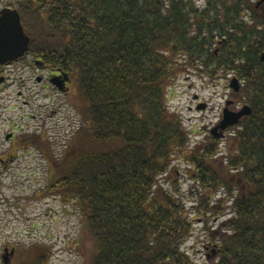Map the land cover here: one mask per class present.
Wrapping results in <instances>:
<instances>
[{
  "label": "trees",
  "instance_id": "16d2710c",
  "mask_svg": "<svg viewBox=\"0 0 264 264\" xmlns=\"http://www.w3.org/2000/svg\"><path fill=\"white\" fill-rule=\"evenodd\" d=\"M260 2L18 0L29 54L67 74L84 105L73 149L49 161L59 176L46 193L80 212L96 248L90 264H194L183 250L194 220L176 193L158 186L190 144L165 103L166 83L184 70L211 79L222 72L243 84L252 113L236 127L233 151L217 156L215 139L188 161L202 198L196 212L218 246L216 264H264ZM218 192L226 197L211 206Z\"/></svg>",
  "mask_w": 264,
  "mask_h": 264
},
{
  "label": "rangeland",
  "instance_id": "374dc122",
  "mask_svg": "<svg viewBox=\"0 0 264 264\" xmlns=\"http://www.w3.org/2000/svg\"><path fill=\"white\" fill-rule=\"evenodd\" d=\"M15 1L2 0L0 11ZM176 62L180 65L184 60ZM7 72L4 70L0 77V83L8 80L0 84V249L6 244L14 247L12 264H38L40 258L43 264H90L96 248L80 212L60 196L46 193L47 186L59 176L49 161L65 156L61 157L73 142L75 126L81 124L80 109L84 105L76 95L75 82L68 88L63 86L69 92L61 94L46 83L36 82L41 76L36 68L18 63L8 67ZM232 79L234 75L222 72L211 79L203 72L184 70L165 85L166 107L183 123L190 144L187 151L175 156L172 171L160 179L158 186L176 193L194 220V232L183 246L194 264H216L219 253L218 246L209 242L210 234L204 231L203 216L196 212L202 198L191 179L193 168L188 159L192 150L213 144L211 130L223 121L228 102H233L238 112L248 106L244 103L243 84L239 81L237 93L230 87ZM234 133H226L222 139L215 137L220 139L222 152L217 156H228L233 151ZM8 134L14 139L8 140ZM10 156L19 158L12 163ZM217 194L211 206L226 197L224 192ZM227 202L229 213L232 203ZM215 224L210 218L211 231L217 228Z\"/></svg>",
  "mask_w": 264,
  "mask_h": 264
},
{
  "label": "water",
  "instance_id": "95a60500",
  "mask_svg": "<svg viewBox=\"0 0 264 264\" xmlns=\"http://www.w3.org/2000/svg\"><path fill=\"white\" fill-rule=\"evenodd\" d=\"M29 44L30 38L24 30L19 12L9 8L3 9L0 12V65H5L24 57L29 50ZM261 60L264 62V54H262ZM65 77L68 78L67 75ZM231 88L235 92H239L240 85L237 78L232 80ZM60 90L64 92L65 88L60 86ZM251 113L252 110L248 106L238 113L225 109L223 121L212 130L213 136L222 138L226 129L238 125L243 118L250 116ZM218 130H221V133H216Z\"/></svg>",
  "mask_w": 264,
  "mask_h": 264
},
{
  "label": "flooded vegetation",
  "instance_id": "af4514ba",
  "mask_svg": "<svg viewBox=\"0 0 264 264\" xmlns=\"http://www.w3.org/2000/svg\"><path fill=\"white\" fill-rule=\"evenodd\" d=\"M17 3H18V0H16L15 3H13L12 5H10L9 7H6V8L17 10V5H18ZM260 5H262V3L258 4V6H260ZM27 59H29L30 61L27 62L26 61ZM18 63L23 64L24 68H26V67H30L31 68L32 67V68H36L38 71L41 72V76H38L36 78V82L37 83H40V84L41 83L42 84L46 83L48 85V87L51 86V87L59 90L61 94H67L69 92L68 90H65L64 92H62L60 90V86H64V87L67 86V88H68V84L72 83L73 80L69 76H68V78H66L65 77L66 74H64L60 69L49 68L48 66L44 65V63H43V61L41 59H35L30 54H27L26 56H24L23 58H21L18 61H15V62L6 64V65L0 66V77H1V74H3L4 70H5V72H7L8 67H12V66H14L15 64H18ZM25 65H27V66H25ZM6 81H8V80L5 78V81H3L2 83L6 82ZM2 83H0V84H2ZM225 109H228L230 112H233V113H237L238 112V111H235L236 108L233 106V102H228ZM220 124H221V122H220ZM220 124H218L216 126H219ZM78 126L76 125L75 127H78ZM232 131H234V132L236 131V126H231L228 129H226L223 132L224 135H223L222 138L225 137L226 133H229V132H232ZM216 133H221V130H218V132H216ZM211 136L214 138V140L217 139V138H215L213 136L212 130H211ZM222 138H220V139H222ZM7 139L8 140L9 139L13 140L14 137L13 136L12 137L9 136V134H8ZM220 139H217V140H220ZM16 158L18 159L19 156H17ZM16 158H14L13 156H10L9 161L13 163L16 160ZM4 162H5V160L1 161V163L5 164ZM0 252H1L0 264H12V262L14 260V257L16 255V250L14 249V247L10 248L9 244H6L5 246L1 247Z\"/></svg>",
  "mask_w": 264,
  "mask_h": 264
}]
</instances>
